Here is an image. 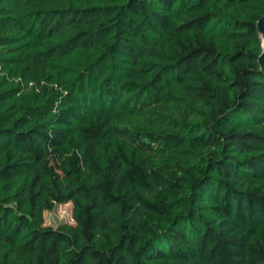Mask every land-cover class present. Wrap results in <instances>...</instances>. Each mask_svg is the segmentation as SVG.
<instances>
[{"label":"trees","instance_id":"obj_1","mask_svg":"<svg viewBox=\"0 0 264 264\" xmlns=\"http://www.w3.org/2000/svg\"><path fill=\"white\" fill-rule=\"evenodd\" d=\"M263 15L0 0V264H264Z\"/></svg>","mask_w":264,"mask_h":264},{"label":"rangeland","instance_id":"obj_2","mask_svg":"<svg viewBox=\"0 0 264 264\" xmlns=\"http://www.w3.org/2000/svg\"><path fill=\"white\" fill-rule=\"evenodd\" d=\"M45 224L58 226L63 222L74 223L72 201L59 204L53 210H45Z\"/></svg>","mask_w":264,"mask_h":264},{"label":"water","instance_id":"obj_3","mask_svg":"<svg viewBox=\"0 0 264 264\" xmlns=\"http://www.w3.org/2000/svg\"><path fill=\"white\" fill-rule=\"evenodd\" d=\"M258 29L262 43L264 44V15L258 20Z\"/></svg>","mask_w":264,"mask_h":264}]
</instances>
